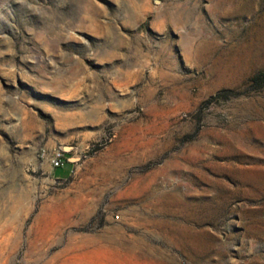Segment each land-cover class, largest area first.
<instances>
[{
	"label": "rangeland",
	"instance_id": "374dc122",
	"mask_svg": "<svg viewBox=\"0 0 264 264\" xmlns=\"http://www.w3.org/2000/svg\"><path fill=\"white\" fill-rule=\"evenodd\" d=\"M262 72L264 0H0V264H264Z\"/></svg>",
	"mask_w": 264,
	"mask_h": 264
},
{
	"label": "built area",
	"instance_id": "2783aa9c",
	"mask_svg": "<svg viewBox=\"0 0 264 264\" xmlns=\"http://www.w3.org/2000/svg\"><path fill=\"white\" fill-rule=\"evenodd\" d=\"M65 156L63 154V152L61 151H57L55 152L50 159V164L53 168H60L62 166H64L65 163Z\"/></svg>",
	"mask_w": 264,
	"mask_h": 264
},
{
	"label": "trees",
	"instance_id": "16d2710c",
	"mask_svg": "<svg viewBox=\"0 0 264 264\" xmlns=\"http://www.w3.org/2000/svg\"><path fill=\"white\" fill-rule=\"evenodd\" d=\"M253 84H255L256 87H261L264 85V72L259 73L255 75L252 80ZM228 92H225V94ZM224 94V93H223ZM58 169V168H57Z\"/></svg>",
	"mask_w": 264,
	"mask_h": 264
}]
</instances>
